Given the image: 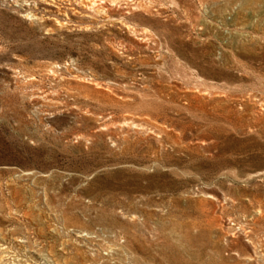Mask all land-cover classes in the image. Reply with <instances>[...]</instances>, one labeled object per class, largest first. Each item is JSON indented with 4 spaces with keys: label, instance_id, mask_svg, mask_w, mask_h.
<instances>
[{
    "label": "rangeland",
    "instance_id": "374dc122",
    "mask_svg": "<svg viewBox=\"0 0 264 264\" xmlns=\"http://www.w3.org/2000/svg\"><path fill=\"white\" fill-rule=\"evenodd\" d=\"M0 249L264 264V0H0Z\"/></svg>",
    "mask_w": 264,
    "mask_h": 264
},
{
    "label": "bare ground",
    "instance_id": "6f19581e",
    "mask_svg": "<svg viewBox=\"0 0 264 264\" xmlns=\"http://www.w3.org/2000/svg\"><path fill=\"white\" fill-rule=\"evenodd\" d=\"M91 1H93V0H91ZM95 3L93 2V5H94ZM98 6V5H97ZM102 7V6H101ZM100 7V8H101ZM99 9V8H98ZM101 14H104L105 15V11L103 10V7H102V9H101ZM1 250V249H0ZM1 259V258H0Z\"/></svg>",
    "mask_w": 264,
    "mask_h": 264
}]
</instances>
